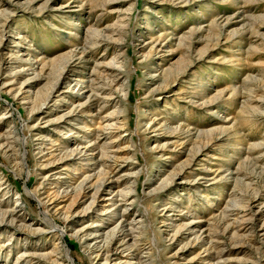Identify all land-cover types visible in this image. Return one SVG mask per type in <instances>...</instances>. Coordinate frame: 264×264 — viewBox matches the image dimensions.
<instances>
[{
	"label": "rangeland",
	"instance_id": "rangeland-1",
	"mask_svg": "<svg viewBox=\"0 0 264 264\" xmlns=\"http://www.w3.org/2000/svg\"><path fill=\"white\" fill-rule=\"evenodd\" d=\"M60 69L55 92L32 112ZM114 71L113 88L123 83L126 93L115 145L129 146L131 166L116 170L120 186L112 191L130 187L135 202L84 212L92 189L81 213L64 220L60 210L69 201L52 205L46 193L54 183L75 187L82 176L73 169L81 162L52 170L44 152L94 139L100 118L118 109L114 97L89 105L86 96L108 85ZM80 101L86 105L69 120L52 123ZM82 123L87 128L78 130ZM0 134L24 161L16 169L0 151V210L15 211L12 227L0 224V264H123L117 257L92 261L91 245L120 216L129 222L138 214L137 231L124 223L129 243L117 250L131 264H264V0H0ZM187 160L194 161L190 168L173 177ZM34 189L43 205L27 195ZM242 208L257 217H245ZM82 228L90 231L85 239L74 236ZM200 235L205 240L195 244Z\"/></svg>",
	"mask_w": 264,
	"mask_h": 264
},
{
	"label": "bare ground",
	"instance_id": "bare-ground-1",
	"mask_svg": "<svg viewBox=\"0 0 264 264\" xmlns=\"http://www.w3.org/2000/svg\"><path fill=\"white\" fill-rule=\"evenodd\" d=\"M100 35V32H99ZM108 36V35H107ZM184 39V38H183ZM102 40V38H101ZM47 63V62H46ZM112 63V62H111ZM54 64V63H53ZM116 64V63H113ZM111 66V64H110ZM117 66V65H115ZM62 67V66H61ZM67 67V66H66ZM121 67L118 65V68ZM109 71L113 70L114 68L111 67H107ZM63 71V69H60L55 78H54V82L51 83L50 88L45 96L44 101H42V103L39 106L34 107L32 109L33 110L36 109V111H40L42 107H44L47 99L50 97V95L55 92L56 89V85L58 83V79L60 77L61 72ZM113 73V72H112ZM114 79H112L108 85L106 84L105 87H99L97 89H92L91 87V91L88 92L87 91H82V95H86V102H88L89 105H93L96 103L99 104V102H101L103 105L109 103V101L111 99H113L114 102H116L117 104V112H114L112 114H109L105 117L100 118L98 127L96 128V133H95V137L93 140H89L87 142H82L81 139L79 142L75 141L73 142L70 146V148H66V149H62L61 151H58L56 149H54V146H52L51 150L46 151L44 153H47L46 156H43V158L47 157L50 161L47 162L48 165H50V167H52V170H56L60 165L61 166H66L67 164L70 163H75L76 161H80L81 164L79 166L78 169H73L74 171L76 170L77 172H79L82 176L81 180L78 182L77 185H75V187H69L67 188L65 187H61L58 186L59 184L54 183L53 188H50L48 190V193H46L47 197V201H49L52 205L53 203H57V201L59 200H67L69 201L68 205L66 206L65 210H63V208H61V214H63V218L68 219L69 217H71V215H73L74 213H81V211L78 210L79 205H82L83 203H85V200L87 198V196L89 195V190H94V192L91 195V202L90 204H88L85 209L83 210L84 212H87L89 210H99L103 207L104 203H109L112 206H114L117 202H123L126 203V205H131L132 203H134L135 199H132V195L133 193H136V191L134 189L126 188L125 190H121L119 191V193H114L113 190V186L115 185H119L120 184V176L116 175V170H123L124 167H128L129 165L131 166V164H127L130 157H126L127 154H129V150H128V145L120 147L119 145H115L116 141L118 139H120L121 137V130L125 127L124 124V118L122 116L123 111L121 110L122 107V99H124L126 97V93H124V89H125V85L122 83L120 88L118 89H114L113 88V84H115L118 81V76L119 73L114 71ZM14 81V79H13ZM3 82V81H2ZM6 82V81H5ZM3 86V85H1ZM104 86V85H103ZM4 88V87H3ZM10 88V86H9ZM22 88V87H21ZM24 88V87H23ZM5 89V88H4ZM25 89V88H24ZM7 90V89H6ZM13 91V90H12ZM21 89L19 88V90L16 92V95L18 96V94L21 93ZM256 91V90H255ZM25 93V92H24ZM119 95V98L117 99L115 97V95ZM81 95V94H80ZM260 98V97H259ZM117 100V101H116ZM86 102H78L77 105H71L70 110H68L67 112L62 113L60 116H58L56 119H54L52 121L53 124H58L62 121H67L69 120L70 116H73L72 114L77 111V110H81L85 105ZM257 103V102H256ZM245 104V103H244ZM251 105V103L249 104ZM88 106V105H87ZM244 107V106H243ZM32 108V107H31ZM256 111L257 108L250 106V108H248V111ZM35 111V112H36ZM39 114H43V112H39ZM38 114V115H39ZM36 115V114H35ZM89 114H86V116H88ZM37 117V116H36ZM49 122V120H48ZM46 123V122H45ZM51 123V124H52ZM122 123V124H121ZM148 123V122H147ZM145 123V124H147ZM153 123V124H152ZM43 124V123H42ZM96 124V123H95ZM152 124V125H151ZM151 125V128L154 127V122L153 120H149L148 126ZM52 128L55 129V127L53 126ZM87 126L85 125V123H82L79 125L78 130H82V129H86ZM148 128V127H147ZM57 129V128H56ZM32 130V129H31ZM61 130V129H60ZM173 130V129H172ZM35 132V131H34ZM80 132V131H78ZM61 133V131H60ZM77 133V132H76ZM215 133V132H214ZM209 134V133H208ZM36 135V134H35ZM39 135V134H38ZM78 135V134H77ZM16 136V134H15ZM40 136V135H39ZM3 135L0 134V151L3 152V155L6 156L7 159L11 160L12 163H14V167L16 169L21 168V164L23 161V159H21L20 153H19V149H15L14 146L16 145H9L10 143H6L3 144L2 143V138ZM7 137V136H6ZM18 137V136H17ZM213 137V136H212ZM222 137V136H221ZM44 138V137H43ZM19 139V138H17ZM48 139V138H47ZM39 140V139H38ZM42 140V139H41ZM5 141V140H4ZM12 141V140H11ZM47 142V141H46ZM45 141H43L42 144H44V146H47V143ZM102 142V143H101ZM38 143V142H37ZM40 143V142H39ZM14 144V143H13ZM18 144V143H17ZM70 144V143H69ZM19 145V144H18ZM37 146V145H36ZM19 147V146H17ZM43 147V146H42ZM49 147V146H48ZM60 149V148H59ZM47 150V149H46ZM96 150H99L98 154L100 157V160H98L97 162V157L95 153ZM41 152L43 151V149L41 148L40 150ZM45 151V150H44ZM1 152V153H2ZM59 154H58V153ZM205 152V151H204ZM57 153V154H56ZM98 157V158H99ZM42 158V156H41ZM196 159V158H195ZM264 159V158H263ZM42 160V159H41ZM100 161V162H99ZM193 160L190 161H186L181 167H179L177 169V173L175 172L173 177H175L176 175L179 176V174L186 168H188ZM43 162V161H42ZM194 162V161H193ZM264 162V161H263ZM46 163V162H45ZM247 163V162H246ZM98 165L99 166V170L90 173L89 171H86L84 169L85 166L88 165ZM46 166V165H43ZM205 166V165H204ZM88 168V167H87ZM190 168V167H189ZM211 168V167H210ZM47 169V168H46ZM131 170L134 169L133 167L130 168ZM209 169V168H207ZM127 170V169H126ZM48 171V170H47ZM188 171V170H187ZM52 172V171H50ZM48 172V173H50ZM76 172V173H77ZM185 172V171H184ZM264 172V171H263ZM54 173V172H52ZM51 173V174H52ZM78 173V174H79ZM128 176H131V172H128ZM215 174V173H214ZM217 174V173H216ZM237 174V173H236ZM38 175V174H37ZM56 175V174H55ZM184 175V174H183ZM243 175V174H242ZM246 175V174H245ZM44 176V175H43ZM79 176V175H78ZM77 176V177H78ZM222 176V175H221ZM231 176V175H230ZM173 177L171 180H168L169 182H172ZM243 177V176H242ZM179 178V177H178ZM204 178V177H203ZM250 178V177H249ZM46 179V178H45ZM48 179V178H47ZM78 179V178H77ZM129 179V178H128ZM75 180V179H74ZM44 181V180H43ZM166 181L164 182L163 186H167L169 184V182ZM240 181V180H239ZM127 182V181H126ZM135 182V181H134ZM124 183V181H123ZM250 183V182H249ZM134 184L133 182L130 183V185ZM250 185V184H249ZM70 186V185H69ZM120 186V185H119ZM52 187V186H51ZM245 187V186H244ZM249 187V186H248ZM251 187H253L251 185ZM42 188V187H41ZM39 189V188H38ZM37 189V190H38ZM115 189V188H114ZM261 189V188H260ZM40 190V189H39ZM43 190V189H42ZM103 190L106 191H110V195L109 197H106L107 194H103ZM46 191V190H45ZM264 191V190H263ZM27 192V191H26ZM38 192V191H37ZM36 189L31 190L27 193L28 196H30L32 199L36 200V202L39 205H43V199H40L41 197H39L37 195ZM7 193V191L5 192ZM43 193V192H42ZM264 193V192H263ZM115 194V195H114ZM42 196V195H41ZM44 196V195H43ZM236 196V194H235ZM243 196V195H242ZM118 197V200H115V198ZM261 197L260 194H254L252 195L251 201H250V205H254V203L257 201V198ZM250 198V197H249ZM106 200V201H104ZM231 204H234V200H230ZM258 202V201H257ZM128 203V204H127ZM230 203V202H229ZM64 204V203H63ZM46 205V204H45ZM1 207V206H0ZM228 207V206H227ZM230 207V205H229ZM250 208V207H249ZM12 210V208H10ZM10 209L7 210H0V224L4 225V226H8V227H12L13 226V219L14 217V212L15 211H10ZM10 212H9V211ZM260 210V209H259ZM241 211V210H239ZM56 212V211H55ZM225 212V211H224ZM231 212V211H230ZM242 212L245 214L244 216L246 217V215H249L250 218H252V221L254 220L253 218L257 217V210L252 209V210H245L242 208ZM48 212H42V216L45 219V221L47 223H49V225L51 226V228L56 231L60 237H63L64 234L66 233L64 229H60L56 224H53L52 221L50 220L48 214ZM60 213V212H59ZM54 214V213H53ZM138 214L137 216H133L132 220L127 222V218L122 215L120 216V221L111 229H109L108 231L100 234L98 236V240H94L93 245H91L93 248H96L97 253L92 257V261L98 262V261H102V263H109L111 260H113L115 257H117V259L120 258V260H124L122 263L123 264H131L130 260L132 261L133 259L130 258H124V256H119L118 253V249L120 245H128V235L125 234V227L127 225V227L130 228L131 233L133 234L134 231L136 232V226H138L139 224H141V218L142 215ZM227 215V214H226ZM260 215V214H259ZM233 216V215H232ZM217 217V216H216ZM225 217V216H224ZM229 217H231L229 215ZM260 217V216H259ZM215 218V217H214ZM219 218V217H217ZM221 218V217H220ZM239 219V218H238ZM15 220V219H14ZM164 220V219H163ZM216 220V219H215ZM219 220V219H218ZM233 220V219H232ZM165 221V220H164ZM229 222V221H228ZM15 223V222H14ZM126 223V225L124 224ZM170 223V222H169ZM172 223V222H171ZM232 224V223H230ZM236 224V223H235ZM252 224V223H251ZM263 224V223H262ZM256 225V224H255ZM223 226V225H222ZM252 226V225H251ZM86 227V226H85ZM172 228V227H171ZM227 231H230L231 226H226ZM252 229V228H251ZM182 230V229H181ZM181 230H177L174 234V237L176 238L177 234L180 233ZM193 229L191 228H185V232L188 234L192 231ZM232 230V229H231ZM234 230V229H233ZM245 230V229H244ZM248 230V228H247ZM183 231V232H184ZM216 231V230H215ZM261 231V230H260ZM90 231L88 229L82 228V229H78L74 231V236L80 239H85L87 238L88 234ZM92 232V231H91ZM209 232V231H208ZM219 232V230H218ZM240 232V230H239ZM223 233V232H222ZM229 233V232H228ZM227 233V234H228ZM232 233V232H231ZM237 233V232H236ZM91 235V234H90ZM126 235V236H125ZM184 235V234H183ZM199 235V234H198ZM202 235V234H201ZM201 235L195 236L194 238V243L196 244L197 242L203 241L205 240V238H202ZM210 235V234H209ZM217 234H212L210 235L211 237L216 236ZM229 235V234H228ZM96 236V235H95ZM179 236V235H178ZM194 236V235H193ZM222 236V235H221ZM264 237V236H263ZM133 238V237H132ZM222 238V237H221ZM229 238V237H228ZM250 238V237H249ZM255 238V237H254ZM127 239V240H126ZM135 239V238H134ZM260 239V238H259ZM217 240H221V239H217ZM225 240V239H224ZM256 240V239H255ZM79 241V240H78ZM92 241V240H91ZM135 241V240H134ZM264 241V240H263ZM192 242V241H191ZM227 242V241H226ZM61 243V242H60ZM193 243V242H192ZM232 243V242H231ZM250 243V242H249ZM89 244V243H88ZM201 244V243H200ZM90 245L88 247H90ZM135 245V244H134ZM188 245V244H187ZM228 245V244H227ZM254 245V244H253ZM261 245V244H260ZM133 246V245H132ZM202 246V245H201ZM204 246V245H203ZM206 246V245H205ZM204 246V247H205ZM256 246V245H255ZM254 246V247H255ZM64 246L61 245L60 248ZM121 247V246H120ZM209 247V245H208ZM221 247V246H220ZM58 248V247H57ZM195 248V246H194ZM202 248V247H200ZM90 249V248H89ZM55 250V249H54ZM59 250V249H58ZM93 250V249H92ZM227 250V249H226ZM233 250V249H232ZM127 251V250H126ZM200 251V250H199ZM230 251V250H229ZM125 252V251H124ZM208 249H204L202 251V253H205V255L207 254ZM246 252V251H245ZM93 253V252H92ZM121 254V253H120ZM123 254V253H122ZM179 254V253H178ZM209 254V253H208ZM219 254L220 255V259H222L226 254L225 251H221ZM90 255V254H89ZM140 255V254H139ZM199 255V254H198ZM210 255V254H209ZM215 255V254H214ZM67 258L69 259V262H72V258L69 255H66ZM179 256V255H178ZM228 256V255H227ZM114 257V258H113ZM127 257V256H126ZM130 257V256H128ZM205 257V256H203ZM21 258V257H20ZM63 258V256H62ZM113 258V259H112ZM141 258V257H140ZM202 258V257H200ZM208 258V257H207ZM212 258V257H211ZM209 257V259H211ZM214 258V257H213ZM35 259V258H34ZM130 259V260H129ZM199 259V258H198ZM205 259V258H203ZM236 259V258H235ZM137 260V259H134ZM219 260V259H218ZM141 262H148L147 257L145 259L141 258L140 259ZM65 262L68 263L67 260H65ZM101 263V262H100ZM213 263V262H212ZM230 263V262H229ZM234 263V262H233ZM60 264V263H59ZM121 264V263H120Z\"/></svg>",
	"mask_w": 264,
	"mask_h": 264
}]
</instances>
